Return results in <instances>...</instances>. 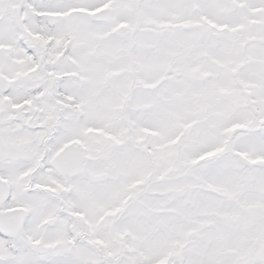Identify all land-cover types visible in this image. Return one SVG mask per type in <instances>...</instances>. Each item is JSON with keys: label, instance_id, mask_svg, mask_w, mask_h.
Segmentation results:
<instances>
[{"label": "snow or ice", "instance_id": "1", "mask_svg": "<svg viewBox=\"0 0 264 264\" xmlns=\"http://www.w3.org/2000/svg\"><path fill=\"white\" fill-rule=\"evenodd\" d=\"M0 264H264V0H0Z\"/></svg>", "mask_w": 264, "mask_h": 264}]
</instances>
